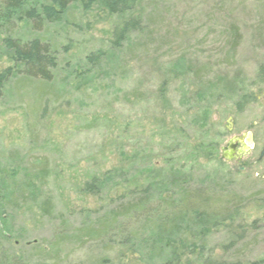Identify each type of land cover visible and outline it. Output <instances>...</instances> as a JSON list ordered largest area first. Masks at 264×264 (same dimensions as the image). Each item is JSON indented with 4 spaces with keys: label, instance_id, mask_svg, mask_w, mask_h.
I'll return each instance as SVG.
<instances>
[{
    "label": "rangeland",
    "instance_id": "rangeland-1",
    "mask_svg": "<svg viewBox=\"0 0 264 264\" xmlns=\"http://www.w3.org/2000/svg\"><path fill=\"white\" fill-rule=\"evenodd\" d=\"M42 4L0 0V264H264V0L23 15ZM8 38L42 40L52 78L26 74Z\"/></svg>",
    "mask_w": 264,
    "mask_h": 264
},
{
    "label": "trees",
    "instance_id": "trees-1",
    "mask_svg": "<svg viewBox=\"0 0 264 264\" xmlns=\"http://www.w3.org/2000/svg\"><path fill=\"white\" fill-rule=\"evenodd\" d=\"M28 0H4V5L7 8L14 9L16 11L23 10L24 5H26ZM49 4L40 5V9L35 7H30L27 10H24L23 15L27 19H36L39 21L46 20H58L68 5L73 4V2L79 3L83 11L92 12L95 9H98L103 14L107 15H117L122 13H127L135 9L140 0H48ZM140 22L137 19H128V21L123 22L122 24L117 25L114 30V45L116 48L122 46L126 41L127 35L131 30L139 27ZM6 47L11 49L14 52V58L16 61H19L24 64L25 73L29 76L37 77L40 79L50 80L53 76V70L57 65V61L54 55H51L49 48L39 39H32L28 43H22L21 41L13 40L8 38L5 40ZM103 55V53H97V56L94 54L87 57L91 63L97 62L98 58ZM12 75V69L8 68L3 71H0V95L3 89V83L10 78ZM206 114V112L204 113ZM203 114V115H204ZM212 142V141H210ZM209 147V146H208ZM214 159V153H211L209 158ZM85 189L91 193H100L102 184L101 181L96 177L91 178V182H87ZM148 187L147 190H149ZM146 190V192H147ZM145 192V193H146ZM188 196L183 198V201L186 204V209L191 210L193 206L196 205L195 201L200 200V195L193 197L192 194L188 193ZM195 199V201H194ZM162 264H182L177 259V262L167 261ZM200 264H229L228 262H223L220 260L205 259V261Z\"/></svg>",
    "mask_w": 264,
    "mask_h": 264
},
{
    "label": "flooded vegetation",
    "instance_id": "flooded-vegetation-1",
    "mask_svg": "<svg viewBox=\"0 0 264 264\" xmlns=\"http://www.w3.org/2000/svg\"><path fill=\"white\" fill-rule=\"evenodd\" d=\"M240 140H241V138H236V137L232 138V140H230L231 144H228V146H227L228 149H230V152H228L229 153L228 157L233 158V156H239L240 154L247 151V150H243L244 145H245V141L244 140L240 141ZM240 149L243 150L242 153L238 152V150H240ZM234 153H235V155H234Z\"/></svg>",
    "mask_w": 264,
    "mask_h": 264
},
{
    "label": "water",
    "instance_id": "water-1",
    "mask_svg": "<svg viewBox=\"0 0 264 264\" xmlns=\"http://www.w3.org/2000/svg\"><path fill=\"white\" fill-rule=\"evenodd\" d=\"M245 145H244V148H243V150H248V149H250V148H253L254 147V142H253V140H252V133L251 132H248L247 134H246V138H245ZM243 150H238V152L239 153H242V151ZM264 155V150H263V152L261 153V157Z\"/></svg>",
    "mask_w": 264,
    "mask_h": 264
}]
</instances>
